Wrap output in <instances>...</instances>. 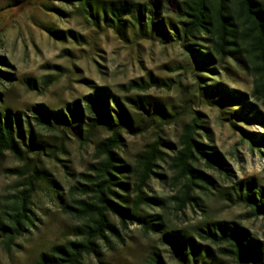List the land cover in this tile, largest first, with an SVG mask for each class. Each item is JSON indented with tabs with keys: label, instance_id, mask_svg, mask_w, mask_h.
Listing matches in <instances>:
<instances>
[{
	"label": "trees",
	"instance_id": "obj_1",
	"mask_svg": "<svg viewBox=\"0 0 264 264\" xmlns=\"http://www.w3.org/2000/svg\"><path fill=\"white\" fill-rule=\"evenodd\" d=\"M173 1L175 17L166 15L164 4L155 0L149 4L132 0L108 1L102 14L106 23L117 27L138 26L141 31L151 29L163 42L182 44L197 70L213 74L220 71L224 62H235L252 79L250 97L241 91L225 90L218 82L214 85L199 82L198 88L205 94H218L217 102L222 106L239 105L230 112L233 120L263 121L264 116L256 105L264 108V0ZM78 2L93 19L101 18L92 0ZM5 66L12 67L10 61L0 55V81L16 80V73L4 69ZM164 85L152 79L145 84L131 81L121 87L128 91H148ZM128 100L130 107L108 88L100 87L86 97L84 104L77 100L64 111H52L40 104L35 106L32 116L10 109L1 110L4 94L0 91V162L7 153L27 161L30 156L46 154L50 149V142L35 131L29 118L48 131L69 133L81 143L95 145L96 162L91 167L92 173L85 176L86 183L72 187L73 193L85 197H75L72 204L67 201L64 205L67 213L81 220V225L74 229L76 239L42 252L37 263L83 264L85 256L101 255L103 247H109L111 237L118 241L123 239L117 228L118 218L123 228L128 223H138L145 233L161 234L164 244L171 246L177 264H221L219 255L229 256L239 264H264V242L253 237L240 222L204 218L191 231L171 229L162 213H149L145 209L154 206L162 209L168 200L177 212L188 206L206 212L203 194L242 205L248 210L249 218L264 220V185L255 177H232L222 153L209 143V128L205 126L202 113L194 111L191 120L183 125L178 147L171 157L170 180L175 193L169 198L148 196L145 190L151 179L162 176L157 171L160 162H166L170 157L166 149L170 150L173 145L161 132L166 123L173 122L175 114L150 98ZM151 129L155 138L136 155L135 162L124 161L120 155V150L125 147L123 133L138 135ZM255 135L243 132L252 149L264 153V135ZM200 163L221 173L229 184L216 181L199 168ZM34 167L27 164L25 170L34 172L37 170ZM31 196V187L20 191L8 205V210L0 212V242L6 251L24 235L27 227L33 225ZM59 198L62 199L61 195ZM198 237L208 243L198 242ZM147 264L165 263L154 250Z\"/></svg>",
	"mask_w": 264,
	"mask_h": 264
},
{
	"label": "rangeland",
	"instance_id": "obj_2",
	"mask_svg": "<svg viewBox=\"0 0 264 264\" xmlns=\"http://www.w3.org/2000/svg\"><path fill=\"white\" fill-rule=\"evenodd\" d=\"M108 1L113 0H92L94 9L101 13V18L95 20L79 7L78 0H0V55L12 65L3 68L15 72L17 77L12 82L0 81V91L4 94L1 110L33 116L35 106L43 104L52 111H64L77 100L84 104L86 97L100 87L108 88L127 107H130L129 98L145 97L160 102L175 114L173 122L166 123L161 132L173 145L166 149L170 157L160 162L157 171L162 176H154L145 190L148 196L160 198L175 193L170 180L171 157L178 147L183 125L191 120L194 111H199L209 128L210 141L204 139L222 153L232 177H255L264 185V153L253 150L243 136L244 131L256 134L255 137L264 135V120H233L230 112L239 105L222 106L217 102L218 94H205L198 88L199 82L202 85L218 82L225 90L241 91L250 97L253 89L250 75L233 61L224 62L219 66L220 71L213 74L197 70L182 44L163 42L151 29L141 31L138 26L117 27L106 23L102 8ZM132 1L149 4L152 0ZM155 1L164 4L166 15L175 17L173 0ZM152 79L165 85L148 91H128L121 87L131 81L145 84ZM256 108L264 116V108L260 104ZM29 119L35 131L51 146L46 154L30 156L27 161L7 153L0 162V212L8 210L20 191L31 187L33 218V225L26 228L9 251L0 242V264H38L42 252L76 239L74 229L81 225V220L67 213L64 205L67 201L72 204L75 197H85L73 193L72 187L86 183L85 176L92 173L91 167L96 162L94 144L81 143L69 133L48 131L33 118ZM154 136L152 129L138 135L123 133L122 159L134 163L136 155ZM27 164L37 170H25ZM199 168L222 185L229 184L215 169L201 163ZM17 169L21 170L14 171ZM202 197L206 212L196 206L177 212L168 200L162 209L159 206L145 209L149 213H162L171 229L191 231L204 218L237 221L264 242L262 218H249L248 210L242 205L215 196L202 194ZM116 223L123 239L111 237L109 247L105 245L101 255L85 256L83 264H147L154 250L165 264H177L171 246L164 244L161 234L145 233L138 223H128L123 228L118 218ZM197 241L208 243L199 237ZM218 258L221 264H239L229 256Z\"/></svg>",
	"mask_w": 264,
	"mask_h": 264
}]
</instances>
